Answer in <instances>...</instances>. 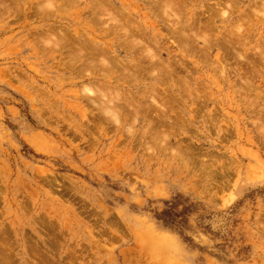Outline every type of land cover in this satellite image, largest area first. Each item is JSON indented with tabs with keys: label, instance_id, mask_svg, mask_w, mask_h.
<instances>
[{
	"label": "rangeland",
	"instance_id": "rangeland-1",
	"mask_svg": "<svg viewBox=\"0 0 264 264\" xmlns=\"http://www.w3.org/2000/svg\"><path fill=\"white\" fill-rule=\"evenodd\" d=\"M0 264H264V0H0Z\"/></svg>",
	"mask_w": 264,
	"mask_h": 264
},
{
	"label": "bare ground",
	"instance_id": "bare-ground-1",
	"mask_svg": "<svg viewBox=\"0 0 264 264\" xmlns=\"http://www.w3.org/2000/svg\"><path fill=\"white\" fill-rule=\"evenodd\" d=\"M92 48H93V47H92ZM95 51H96V50H95ZM96 53H97V52H96ZM96 55H97V54H96ZM98 55H99V53H98ZM71 61H72V60H71ZM111 112H112V111H111ZM111 112H110V113H111Z\"/></svg>",
	"mask_w": 264,
	"mask_h": 264
},
{
	"label": "trees",
	"instance_id": "trees-1",
	"mask_svg": "<svg viewBox=\"0 0 264 264\" xmlns=\"http://www.w3.org/2000/svg\"><path fill=\"white\" fill-rule=\"evenodd\" d=\"M167 214H165V216H166Z\"/></svg>",
	"mask_w": 264,
	"mask_h": 264
}]
</instances>
